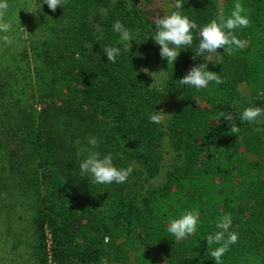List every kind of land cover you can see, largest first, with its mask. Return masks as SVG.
Listing matches in <instances>:
<instances>
[{"label":"trees","instance_id":"16d2710c","mask_svg":"<svg viewBox=\"0 0 264 264\" xmlns=\"http://www.w3.org/2000/svg\"><path fill=\"white\" fill-rule=\"evenodd\" d=\"M175 2L62 0L57 7L35 56L39 110L22 111L16 124L26 162L14 164L25 167L34 193L36 264H215L210 253L218 245L208 246L206 237L220 231L226 214L238 241L222 264H264V134L250 133L253 123L240 119L245 108L264 109V0H182L179 10ZM237 2L250 20L234 30L245 47L193 59L199 29L229 18ZM173 11L198 27L192 47L181 49L171 74L153 86L133 54L137 43L160 52L151 37L155 20ZM117 20L133 34L129 53L113 31ZM104 47L121 49L115 63ZM203 62L224 82L181 85ZM166 101L174 107L167 127L151 123ZM221 113L233 116L238 133ZM90 137L115 167L132 166L126 182L100 189L85 182L79 165ZM165 140L180 162L161 186L138 195L135 186L160 174ZM188 211L199 213L197 231L176 239L169 223Z\"/></svg>","mask_w":264,"mask_h":264},{"label":"rangeland","instance_id":"374dc122","mask_svg":"<svg viewBox=\"0 0 264 264\" xmlns=\"http://www.w3.org/2000/svg\"><path fill=\"white\" fill-rule=\"evenodd\" d=\"M7 3L9 7L4 19L12 27L8 33H0V36L8 35L12 41L11 44L0 41V264H36L31 227L34 193L25 175V167H19L24 177L14 164L15 160L24 159L25 148L16 124L22 111L32 107L39 110L37 102L41 89L35 76L38 65L35 56L43 50L45 30L51 26L55 12L43 0H7ZM142 44L137 43L136 47L141 72L148 75L151 85L161 86L171 74L172 65H168L167 60L149 44ZM230 72L236 77L239 75L237 68L231 67ZM172 104L166 101L162 108L169 114L164 118L165 127L174 109ZM249 132L264 134V117L253 123ZM179 162V156L165 140L159 176L135 186L134 192L143 196L161 186L166 173ZM84 178L88 184L99 189L102 187V184L93 183L90 175Z\"/></svg>","mask_w":264,"mask_h":264},{"label":"clouds","instance_id":"9594fccd","mask_svg":"<svg viewBox=\"0 0 264 264\" xmlns=\"http://www.w3.org/2000/svg\"><path fill=\"white\" fill-rule=\"evenodd\" d=\"M43 3L53 12L56 11L58 6L62 7V0H43ZM182 5V0H176L175 8L177 10L181 9ZM8 7L7 0H0V33L11 31V24L4 19ZM245 11L243 5L237 2L229 18L225 19L223 15H220L200 28V40L196 46L193 59L197 56L210 59L213 54L217 53V49H224L225 47L232 48L234 46L237 49H243L245 42L234 34V30L250 26L248 16L243 14ZM155 26L154 35L151 37L159 45V54L161 58L167 60L168 65H173L181 49L192 47L194 39L192 30L198 27L194 21L190 20L187 16L181 15L179 11H173L170 15L158 17L155 20ZM113 31L119 34L120 43L124 44L125 51L129 53L133 34L119 20L114 22ZM0 41H3L5 44H11L12 42L8 35L0 36ZM102 49L107 56L108 62L115 63L117 57L121 54L119 47H104ZM133 55H139V53H134ZM207 64L203 62L191 67L179 80L180 84L204 89L209 86L210 82H215L216 84L223 83L224 81L216 72L208 70ZM165 115L169 114H166L163 110L153 111L149 117V121L161 124L164 122ZM220 115L224 116L225 120L231 122V133L235 134L240 131L233 122V116L230 113H221ZM262 117H264V109L260 107H248L243 110L240 119L245 122L255 123ZM88 144L90 146L86 149L88 155L79 165L82 176L88 177L90 175L95 184L109 185L114 182L121 184L127 181L129 175L133 172L132 166L117 168L113 165L111 154L101 157V154L95 151L98 147V141L95 137H90ZM198 222L199 213L188 211L179 218L171 220L167 231L176 239H184L196 233ZM216 227L220 231H217L214 235H208L206 241L208 246L213 244L218 245L211 251L210 255L215 264H222V257L229 251L230 246L238 241V234L229 231L231 227L230 214L224 215L217 222Z\"/></svg>","mask_w":264,"mask_h":264}]
</instances>
